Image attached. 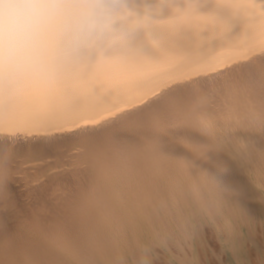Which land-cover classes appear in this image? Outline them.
I'll use <instances>...</instances> for the list:
<instances>
[{"label": "bare ground", "instance_id": "1", "mask_svg": "<svg viewBox=\"0 0 264 264\" xmlns=\"http://www.w3.org/2000/svg\"><path fill=\"white\" fill-rule=\"evenodd\" d=\"M127 2L155 23L114 58L0 93V264H198L210 228L238 261L264 225V0Z\"/></svg>", "mask_w": 264, "mask_h": 264}, {"label": "clouds", "instance_id": "2", "mask_svg": "<svg viewBox=\"0 0 264 264\" xmlns=\"http://www.w3.org/2000/svg\"><path fill=\"white\" fill-rule=\"evenodd\" d=\"M153 23L127 0H0V93L86 75Z\"/></svg>", "mask_w": 264, "mask_h": 264}, {"label": "rangeland", "instance_id": "3", "mask_svg": "<svg viewBox=\"0 0 264 264\" xmlns=\"http://www.w3.org/2000/svg\"><path fill=\"white\" fill-rule=\"evenodd\" d=\"M210 229H207L206 230L207 232L205 231V236L202 240V243L200 247L197 249L199 252L198 264H244V262L245 264H262V263L264 264V225L258 224V223L257 225H255L254 233H255V236H258V237L253 238V240H247L248 242L247 241L245 242L244 244L245 245L244 248L246 250V251L244 250L245 257L238 258L237 259L238 261H236L235 259L231 257L230 253L227 252L226 248L223 246L224 243L219 238L217 233L214 232L212 229L210 231ZM209 236H210V239H209ZM204 250H206L207 252ZM158 252H159L158 255L152 256L153 259H151V262H150L151 264H157V263L159 264H169V263L179 264V263L169 262L170 259L168 257H166L160 251ZM205 252L207 255L205 254ZM246 253L248 254L247 257H246L247 255ZM202 258H204L205 260ZM155 260L157 261L155 262ZM200 260H203V261H200ZM150 263H147V264H150Z\"/></svg>", "mask_w": 264, "mask_h": 264}]
</instances>
